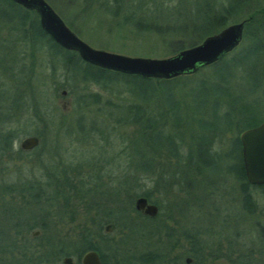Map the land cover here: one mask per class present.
I'll list each match as a JSON object with an SVG mask.
<instances>
[{
  "label": "trees",
  "instance_id": "obj_1",
  "mask_svg": "<svg viewBox=\"0 0 264 264\" xmlns=\"http://www.w3.org/2000/svg\"><path fill=\"white\" fill-rule=\"evenodd\" d=\"M74 1L76 3V0ZM187 1L189 7L186 16L183 13L181 18H174L173 22L161 23L155 21L153 17L145 18L142 14L134 18L129 14L126 22L134 30L152 33L163 40L169 35L174 36L168 42L169 54H174L219 31L236 15L242 13L239 20L244 22L242 40L236 48L219 60L201 66L194 73L170 79H153L122 74L83 62L74 51L61 48L48 37L40 28L37 15L33 11L26 10L11 0H0V3H5L9 8H18V14H12L7 21L9 23L14 21L13 28H22L21 38L30 35L43 40L51 54L60 55L61 68L70 77L84 85H95L101 91L127 93L130 96L129 102L121 105L120 108L124 109V112L116 119L134 126L128 139L130 171L126 179L123 177L120 184L112 186L109 183L104 188L100 186L101 183L95 182L93 189L90 186L84 188L83 184L88 182L83 183L82 180H79L78 187H75V184L67 181V175L63 176L66 180L62 197L63 207L58 209L55 215L57 219L51 220L52 216L43 210L40 214L28 212V219L22 222L26 230L35 227L42 231L47 230L60 222L74 221L77 218L76 208L81 205L85 220L77 227L79 233L73 239L66 238L64 241L60 240L59 236L46 233L42 243L31 248L24 244L19 247L18 261H11L12 264L57 262L63 256L74 257L75 264H79L81 254L88 249L97 251L102 264H254L253 251L250 248L232 257L231 252L225 254L220 250V243L211 244L203 239L198 228L183 233L188 247L182 252H177L178 232L175 233L174 228L165 224L144 223L143 220L152 221L156 215L148 217L133 207V201L137 196H144L148 202L160 206L159 199L152 195L158 187L162 188L165 195L172 192L173 187H178L179 191L186 190L191 184L189 180L184 179L186 174L198 179L196 183L199 185L203 172L232 174L239 182L242 211L248 214L256 207L249 187L264 188V183L253 185L245 180L240 143L236 134L230 140V145L235 144L238 147L237 167L226 165L221 169L216 168L215 162L218 158L227 159L231 154L228 150L219 152L213 148L214 138L224 131L233 129V132L239 133L264 120V0ZM77 5L84 14L91 15L92 11L98 8L101 11L109 10L113 16L118 14L122 6L120 0H77ZM30 12L33 16L29 15ZM234 79L243 81L244 87L238 88L233 82ZM177 93L184 95V99H189L190 109L185 114L183 102H180ZM98 96V93L83 94L79 100L83 104L96 105L100 103ZM152 104L154 113L151 111ZM206 104L209 106L206 116L210 120L200 124L206 127L203 129L198 126L199 120L196 122L194 118L199 116V111ZM104 107L108 109L107 116H110L108 100L97 109L103 110ZM216 109L222 110L218 114L219 119L216 118ZM189 113H192V119L200 134L189 132V129L186 143L178 148L179 144L174 141L173 135L177 136L179 130H175L173 135L164 134L160 129L164 123L163 117L167 115L172 125L178 127L181 117L183 115L188 117ZM80 118L75 120L74 130L80 133L78 138L82 135L83 138H89V128L94 129V123L91 122V126L83 130L79 123ZM217 120L219 122H215ZM58 126L55 124L54 129L69 131ZM188 127L192 128L189 124ZM68 129L73 128L69 126ZM159 133L163 135V139ZM12 137L9 130L0 137L1 153L11 151ZM180 140L184 141L181 138ZM164 148L167 150L165 154H161ZM161 155L163 157H160ZM159 157L162 160L155 161ZM164 160L172 162L165 165L162 163ZM144 178L151 180L152 186L140 190ZM215 181L220 180L207 177L204 183L209 186ZM76 190L78 196L74 194L73 197L76 198L70 201L69 192ZM13 202L7 203L8 207L2 209L1 213L3 219H7L6 223L14 220L10 225L13 226L16 235L20 236L22 234L18 226H21V222L15 220L17 217L14 215L21 211V208L14 209L11 205ZM16 203L19 206L18 201ZM108 223L113 225L112 230L118 233V239L110 236L112 230L104 232L103 226ZM130 241L133 242L131 245ZM262 247L264 249V241ZM52 251L58 254L56 258L50 256ZM185 257H189L191 262L186 263Z\"/></svg>",
  "mask_w": 264,
  "mask_h": 264
},
{
  "label": "rangeland",
  "instance_id": "obj_2",
  "mask_svg": "<svg viewBox=\"0 0 264 264\" xmlns=\"http://www.w3.org/2000/svg\"><path fill=\"white\" fill-rule=\"evenodd\" d=\"M45 1L66 25H70V30L89 46L129 56L148 57L170 55L168 42L174 36L169 35L163 40L152 33L134 30L126 22L129 14L132 18L142 14L145 18L153 17L155 21L170 23L174 18H181L183 13L186 16L189 7L186 0H120L122 6L116 16L109 10L101 11L98 8L88 15L80 11L77 0L76 3L74 0ZM17 11L16 7L9 8L5 3H0V137L7 130L13 136L10 141L12 156L0 151V264L18 261L13 247L16 242H21V245L26 243L25 246L29 245L31 248L42 243L49 232L63 241L66 238L73 239L79 233L78 225L85 220L82 216V206L78 205L75 212L77 218L74 221L60 222L55 227L51 226L43 231L37 227L26 230L22 222L28 219V212L40 214L44 210L52 216L51 220L55 221L58 209L63 207V199H58L52 193L59 189V186L50 176L46 179L43 174L44 165H48L55 173L59 171L61 180L58 182H61L60 192L63 193L66 180L62 176L66 175L67 181H71L75 187H78L79 180L88 182L83 184L84 188L90 186L94 189L95 182L101 183L103 188L109 183L112 186L118 185L123 177L126 179L130 171L128 139L134 127L116 119L124 112V109L120 108L121 105L129 102L130 96L127 93L101 91L95 85H84L70 77L61 68L60 55L51 54L43 40L31 37L28 32L26 34L30 37L21 38L22 28H13L14 21H7L12 14H18ZM29 15L33 16L31 12ZM242 15H236L228 24L239 21ZM233 82L238 88L244 87L243 81L234 79ZM88 93H98L100 103L93 105L80 102V95ZM177 94L180 102H183L185 114L190 109L189 99H184L181 93ZM105 100L110 102V116H107V108L97 109ZM153 106L152 104L151 111L154 113ZM208 111L209 106L206 104L199 111V116L194 118L196 122L199 120L198 126L203 129L206 127L200 124L210 120L206 116ZM220 111L222 110L216 109L218 119ZM184 116L181 117L179 126L175 127L168 116L164 115V123L160 127L166 135H173L175 130H179L177 136L173 135L174 141L179 144L178 148L186 143L187 133L200 134L192 119V113H189L188 117ZM77 118H80L79 123L83 130L91 126V122L94 123V129L89 128V138H83V135L78 138L80 133L74 130ZM55 124L73 133L54 129ZM188 124L192 128H189ZM69 126L73 129H68ZM233 131H224L214 138V151L228 150L231 154L227 159L221 157L216 160L215 166L218 169L226 165L237 167L238 147L235 144L230 145V140L235 134L238 137L240 132ZM159 134L163 139V135ZM29 135L41 137L40 143L25 154L18 150V143L22 137ZM84 136L87 137L88 134ZM183 148L184 146L181 147ZM166 150H161V154H165ZM160 157L155 161L162 160ZM171 162L164 160L162 163L170 165ZM219 174L203 172L200 185L196 183L198 179L186 174L184 179L190 181L189 187L186 190L180 189L181 191L178 187H173L168 195L158 187L152 194L160 202V206L155 204L158 209L156 217L152 221L143 222L152 225L165 224L174 228L175 233L179 234L177 252H182L188 247L183 233L198 228L202 238L208 243H220L223 253L231 252L234 257L240 251L250 248L253 251L254 264H264V188L249 187L256 207L252 213H244L238 191L239 182L232 174ZM207 177L220 181L207 186L204 183ZM144 179L140 190L152 186L151 180ZM69 194L71 201L78 196V190ZM74 194L76 197H73ZM11 201H14L11 204L14 209L21 208L14 217L21 222L19 229L27 231L24 237L17 236L11 229L13 226L10 223L13 219L6 223L7 219L2 217V209L7 208V203ZM15 201H18L19 206ZM34 230L39 233L31 236L30 232ZM109 234L113 239L119 237L113 230ZM57 255L56 251H52L50 256L56 258ZM72 259L75 263V258ZM43 263L45 262L41 264ZM49 263L61 264L60 259Z\"/></svg>",
  "mask_w": 264,
  "mask_h": 264
},
{
  "label": "water",
  "instance_id": "obj_3",
  "mask_svg": "<svg viewBox=\"0 0 264 264\" xmlns=\"http://www.w3.org/2000/svg\"><path fill=\"white\" fill-rule=\"evenodd\" d=\"M22 8L33 11L38 18L40 28L61 48L74 51L78 57L90 65L122 73L137 75L142 78L170 79L180 75L194 73L201 66L219 60L223 55L237 47L242 39L244 22L227 24L219 31L205 36L199 43L184 47L174 54L164 57L129 56L89 46L81 40L63 22L60 16L45 0H11ZM64 94V91L61 92ZM241 160L245 180L249 184L264 183V120L256 126L242 130L238 135ZM39 139L34 135L22 137L18 143L21 150H30L37 146ZM136 211L148 217H154L157 206L148 202L144 196H137L133 201ZM113 225L105 224L104 232H110ZM38 230L32 231V236ZM185 262L191 259L185 257ZM43 264H53L45 262ZM61 264H74L70 256H64ZM79 264H102L97 251H84Z\"/></svg>",
  "mask_w": 264,
  "mask_h": 264
},
{
  "label": "flooded vegetation",
  "instance_id": "obj_4",
  "mask_svg": "<svg viewBox=\"0 0 264 264\" xmlns=\"http://www.w3.org/2000/svg\"><path fill=\"white\" fill-rule=\"evenodd\" d=\"M35 136V135H34ZM38 139H39V143H40V138L41 137H39V136H36ZM37 146H35V147H33V148H31L30 150H21L19 147V151H21V152H23V153H25V154H27L28 152H30V151H32L33 149H35ZM12 147H11V151H12ZM11 151H8V152H6V154H9L10 155V157L12 156V154H11ZM43 166V165H42ZM45 167H44V176L46 177V179L50 176L52 179H53V181H56V183H57V185L59 186V189H57V190H55V191H53L52 193L58 198V199H60V198H62L63 197V192H60V186H61V182H58V181H60L61 180V174L59 175V171L58 172H54L53 170H50V169H52V168H49V166L48 165H44ZM52 171V172H51ZM63 177V176H62ZM56 185V184H55ZM56 188H57V186H56ZM17 189V188H16ZM48 199V198H47ZM11 229L12 230H14L13 229V227H11ZM23 229H19V231H20V233L22 234V236L24 237V233H26L24 230L22 231ZM22 231V232H21ZM38 233H39V231H38ZM30 235L32 236V231L30 232ZM36 236V235H35ZM22 240V239H21ZM16 242V241H15ZM23 242V241H22ZM26 243H24V245H25ZM22 245H21V242L20 243H18V242H16L15 244H14V246L13 247H15V252H16V254H17V256H18V248L19 247H21ZM26 246H29V245H26ZM64 257V256H63ZM71 257V256H70ZM72 258V257H71ZM62 259V258H61ZM61 259H60V262H61ZM72 261H73V259H72ZM13 262H15V261H13ZM74 263V262H73ZM54 264V263H53ZM75 264V263H74Z\"/></svg>",
  "mask_w": 264,
  "mask_h": 264
}]
</instances>
